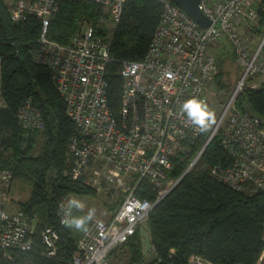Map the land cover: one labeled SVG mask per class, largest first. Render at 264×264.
Returning <instances> with one entry per match:
<instances>
[{
    "label": "built area",
    "instance_id": "1",
    "mask_svg": "<svg viewBox=\"0 0 264 264\" xmlns=\"http://www.w3.org/2000/svg\"><path fill=\"white\" fill-rule=\"evenodd\" d=\"M5 1L11 5L14 23L21 24L29 16L41 19L42 32L30 54L49 70L77 129L66 149L70 174L74 178L90 174L88 185L116 183L125 192L110 220L94 219L89 231L81 232L74 264H111L114 249L148 222L151 212L195 169L220 131L221 146L231 161L210 168L211 176L235 191H264V122L236 106L249 81L264 82V36L255 47L247 38L264 0H200L201 11L212 21L209 28L200 27L171 0H157L163 11L144 58L121 64L117 111L109 99L107 68L115 61L112 32L126 0H71L100 6L108 19L100 22L106 33L99 34L101 24L84 18L69 45L48 38L51 17L61 0ZM228 46L239 78L231 91L220 93L218 54ZM168 71L174 74L172 79L165 75ZM3 89L0 61V107L5 106ZM193 96L204 99L215 114V122L206 131L179 113L180 105ZM17 117L26 132L45 129L44 118L31 99ZM180 167L183 172L176 177ZM130 178L133 182L128 185ZM13 183V172L0 170V248L6 255L31 251L35 232L34 220L22 209L25 201L12 192ZM144 186L151 198L139 196ZM70 197L58 205L60 223L61 204ZM59 238L53 227L42 230V256H56ZM188 264L214 263L192 255Z\"/></svg>",
    "mask_w": 264,
    "mask_h": 264
},
{
    "label": "trees",
    "instance_id": "2",
    "mask_svg": "<svg viewBox=\"0 0 264 264\" xmlns=\"http://www.w3.org/2000/svg\"><path fill=\"white\" fill-rule=\"evenodd\" d=\"M10 10V3L0 0V61L5 101V106L0 107V145L11 151L6 158L0 154V170H11L15 181L32 187L22 209L37 223L32 236L33 249L6 255L0 248V264H74L77 238L60 223L58 205L68 195L95 197L96 191L85 182V177L74 178L70 174L71 160L65 154L77 129L67 115L66 103L51 81L49 70L36 63L30 54L42 32L41 19L29 16L16 24L11 20ZM162 11L157 0H126L121 19L112 32L111 55L115 61L107 68L109 99L116 111L121 97V64L144 58ZM84 18L99 25L108 16L98 5L61 0L58 12L51 17L48 38L62 45L71 44ZM98 33H106L103 24ZM256 34L264 35V1L248 37ZM218 61L216 85L223 88L219 58ZM29 99L42 114L45 129L26 136L17 114ZM236 106L264 122V82L259 88L247 86ZM230 161L221 146L220 131L195 169L151 212L147 224L154 260L145 262L140 229L116 247L110 259L122 249L128 256L127 264H188L192 255L214 264H259L264 252V191H235L216 181L210 168ZM183 169L180 167L174 175L179 177ZM145 187L138 192L139 196L151 198ZM46 227L56 229L60 237L57 254L51 258L42 256L41 232Z\"/></svg>",
    "mask_w": 264,
    "mask_h": 264
},
{
    "label": "rangeland",
    "instance_id": "3",
    "mask_svg": "<svg viewBox=\"0 0 264 264\" xmlns=\"http://www.w3.org/2000/svg\"><path fill=\"white\" fill-rule=\"evenodd\" d=\"M106 15V14H105ZM103 21V20H100ZM264 35H254V37H247L249 41L251 42V45L254 47L256 46L263 38ZM218 58L220 59L221 63V70L223 72V88L220 89V93L222 92H229L235 85L237 79L239 78V70L237 68V65L235 63V56L233 54L232 48L228 46V49L224 51H221L218 54ZM262 84V81H260L258 78L253 79L252 81H249V87L250 88H259ZM26 136L35 134L36 132H25ZM39 147V146H38ZM0 154L3 157H8L11 154V151L9 149H5L0 145ZM66 155V154H65ZM67 157V156H66ZM68 158V157H67ZM87 176H90V174L86 175L84 178L85 182L87 183ZM91 177V176H90ZM133 182V179H128L127 184L131 185ZM92 188L96 191L95 197H76L80 199L84 205L85 209L84 212H82L81 215L85 214L88 209H94L95 210V217L94 219L102 220V221H108L110 220L112 214L117 210V208L121 205L123 202L125 192L123 189L119 188L116 183H102V185L97 186L95 183L89 184ZM32 187L26 183H23L22 181H15L13 183V189L12 192L14 195L20 196L22 201H27L28 197L30 196ZM37 219L32 221L34 230L36 227ZM140 232L143 239V251L145 255V262H152L155 258L153 248L151 249V243H150V234L148 231V224H144L140 228ZM76 233L73 232V236L76 237ZM128 256L126 254L125 250H117L114 257L111 258V264H127Z\"/></svg>",
    "mask_w": 264,
    "mask_h": 264
},
{
    "label": "clouds",
    "instance_id": "4",
    "mask_svg": "<svg viewBox=\"0 0 264 264\" xmlns=\"http://www.w3.org/2000/svg\"><path fill=\"white\" fill-rule=\"evenodd\" d=\"M165 75L169 79L174 77V74L170 71L166 72ZM179 113L200 131H206L215 122V114L210 110L206 101L196 96L185 100L180 105ZM84 209L85 205L80 199L76 197L68 198L66 202L61 204L59 212L61 223L70 230L87 233L90 223L94 220L95 210L90 208L83 215L77 214L84 212Z\"/></svg>",
    "mask_w": 264,
    "mask_h": 264
},
{
    "label": "water",
    "instance_id": "5",
    "mask_svg": "<svg viewBox=\"0 0 264 264\" xmlns=\"http://www.w3.org/2000/svg\"><path fill=\"white\" fill-rule=\"evenodd\" d=\"M181 10L186 12L188 16L194 20L200 27L209 28L212 21L201 11L200 0H171Z\"/></svg>",
    "mask_w": 264,
    "mask_h": 264
},
{
    "label": "crops",
    "instance_id": "6",
    "mask_svg": "<svg viewBox=\"0 0 264 264\" xmlns=\"http://www.w3.org/2000/svg\"><path fill=\"white\" fill-rule=\"evenodd\" d=\"M18 195H19V194H18ZM18 195H15V196L20 197V196H18ZM25 199H26V198H25ZM25 199H24V201H25ZM77 214H78V215H81L82 212H81V213H77ZM73 232L77 234V235H76V238L78 239L79 236H80V234H81V232H79V231H75V230H73ZM150 243H151V241H150ZM150 248L152 249V245H151ZM259 264H264V252H263L262 257H261V259H260V261H259Z\"/></svg>",
    "mask_w": 264,
    "mask_h": 264
}]
</instances>
